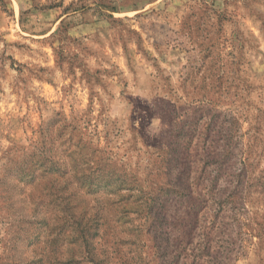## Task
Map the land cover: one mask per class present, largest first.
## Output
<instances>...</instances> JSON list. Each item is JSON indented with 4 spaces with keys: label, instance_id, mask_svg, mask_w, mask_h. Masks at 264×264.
Segmentation results:
<instances>
[{
    "label": "rangeland",
    "instance_id": "1",
    "mask_svg": "<svg viewBox=\"0 0 264 264\" xmlns=\"http://www.w3.org/2000/svg\"><path fill=\"white\" fill-rule=\"evenodd\" d=\"M0 264H264V0H0Z\"/></svg>",
    "mask_w": 264,
    "mask_h": 264
},
{
    "label": "trees",
    "instance_id": "2",
    "mask_svg": "<svg viewBox=\"0 0 264 264\" xmlns=\"http://www.w3.org/2000/svg\"><path fill=\"white\" fill-rule=\"evenodd\" d=\"M257 129H259V128H257Z\"/></svg>",
    "mask_w": 264,
    "mask_h": 264
}]
</instances>
